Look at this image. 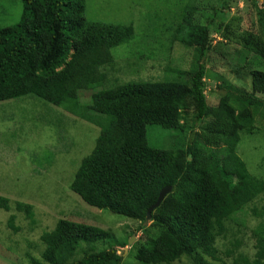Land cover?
Listing matches in <instances>:
<instances>
[{"label": "trees", "instance_id": "obj_1", "mask_svg": "<svg viewBox=\"0 0 264 264\" xmlns=\"http://www.w3.org/2000/svg\"><path fill=\"white\" fill-rule=\"evenodd\" d=\"M13 1L19 8L14 19L3 25L0 11V102L34 96L43 102L40 111L61 109L99 129L92 151L73 175L71 193L87 206L139 223L142 238L127 256L135 264H174L183 258L190 264H226L218 256V238L225 235L228 222L264 196V174L256 175L257 163L244 160L247 152H258L264 171V155L257 151L262 133L255 126H264V0H245L244 11L230 5L234 0H218L209 9H200L195 0L178 3L179 23L169 44L194 51L190 68L182 69L180 61L169 56L162 77L122 83L107 76L114 72L116 51L137 39L150 37L153 42L160 17L142 16L150 34L142 38L133 22L88 20L86 0ZM243 14L253 18L249 28L243 25ZM213 34L238 47L228 55V64L239 82L217 86L221 97L210 106L205 98L206 65L219 44L212 45ZM145 54L128 56L122 64L138 74L141 61L150 59ZM189 116L198 132L188 127ZM148 127L174 132L183 140L190 136L182 147L156 149L148 144ZM65 132L61 128L58 135ZM240 144L251 151H237ZM166 187L170 193L145 226L146 212ZM17 206L33 223L31 208ZM0 208L9 211L2 198ZM251 212L264 217V208L259 213L252 207ZM111 234L59 219L40 237L41 260L123 264L112 248L127 247L129 236L123 232L117 244ZM254 235V259L240 255L232 264H264V225ZM28 257L31 264H40Z\"/></svg>", "mask_w": 264, "mask_h": 264}, {"label": "rangeland", "instance_id": "obj_2", "mask_svg": "<svg viewBox=\"0 0 264 264\" xmlns=\"http://www.w3.org/2000/svg\"><path fill=\"white\" fill-rule=\"evenodd\" d=\"M184 1L86 0L85 17L88 20L117 24L133 22L134 27H138L142 32V38L150 36L146 31L144 25L146 20L143 17L150 14L161 18L153 42L150 37L147 41L137 39L136 42L116 51L115 69L114 72L108 71V79L113 78L120 83L158 79L162 77L169 56L178 59L182 69L190 68L194 51H185L175 43L169 44L175 23H179L178 14L177 17L175 16L177 12L179 13L178 3ZM244 1L234 0L230 5L238 11H244L246 9ZM258 2L261 3L262 0ZM195 4L200 9H209L216 7L218 0H195ZM16 8L13 0H0V11L5 17V22L2 21L3 25L17 16L19 8ZM234 11L232 9L230 15H233ZM242 17L244 27L249 28L253 24V18L245 14ZM211 37L214 39L213 46L215 43L219 44L215 47V51L210 53L206 65L205 98L208 105L215 106L222 94L217 90V86L225 82L237 84L238 77L230 69L228 55L238 47L234 48L233 45L222 43L214 34ZM169 49L170 55L165 56ZM144 51H147L144 57L150 55V59L141 61L142 68L138 74H133L124 67L122 62L128 56L136 57V53ZM39 102L42 101L34 96L0 102V198L6 200L9 209L5 211L0 208V264H31L28 256L40 264H45L41 260L44 246L40 242V237L44 232H50L59 219L109 230L117 244L124 239L123 232L125 237L129 236L127 244L133 237L134 241L127 247L112 249L122 256L123 264H135L133 258L127 256L133 244L142 238L139 223L87 206L69 189L81 160L92 151L99 129L82 120L75 121L74 117L57 108L48 107L45 111L49 116H46L45 111H40ZM190 116L188 127L191 131L198 132L196 126H191ZM255 126L261 129L262 133L260 138L262 142L257 145V151H261L260 155H264V126ZM61 128L66 132L58 135ZM146 130L149 146L156 149L182 147L190 136L186 135L183 140L174 132L150 127ZM240 149L251 151L241 144L237 151ZM200 151L206 155L212 154L208 150ZM254 155L247 152L244 160L251 162L253 166L257 163L255 174L263 175L264 171L259 168L258 152L256 156ZM17 204L31 208L33 223ZM252 207L260 213L264 208V196L228 222L225 235L216 242L218 256L226 264L239 261L240 255L246 257L247 261L254 259L257 242L254 232L260 225H264V217H254L251 212ZM237 242L239 246L234 247ZM124 249L127 251L125 252ZM229 251H233V255H226ZM174 264L190 263L183 258Z\"/></svg>", "mask_w": 264, "mask_h": 264}, {"label": "water", "instance_id": "obj_3", "mask_svg": "<svg viewBox=\"0 0 264 264\" xmlns=\"http://www.w3.org/2000/svg\"><path fill=\"white\" fill-rule=\"evenodd\" d=\"M170 191H171V187H166V188H164V189H162V190L160 191L156 203H155L153 206H151V207L148 209V211L146 212V217H145V221H144V225H145V226H147L148 223H149V221H150L152 211H153L154 209H156V208L160 205V203L162 202V200L164 199V197H165L167 194H169ZM133 241H134V238L131 237V240L129 241L128 245H130ZM124 250H125V252L127 251L126 249H124Z\"/></svg>", "mask_w": 264, "mask_h": 264}]
</instances>
